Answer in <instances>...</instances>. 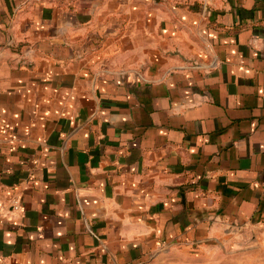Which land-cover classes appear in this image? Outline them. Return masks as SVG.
Instances as JSON below:
<instances>
[{"label":"crops","instance_id":"obj_1","mask_svg":"<svg viewBox=\"0 0 264 264\" xmlns=\"http://www.w3.org/2000/svg\"><path fill=\"white\" fill-rule=\"evenodd\" d=\"M263 185L264 0H0V264H231Z\"/></svg>","mask_w":264,"mask_h":264},{"label":"rangeland","instance_id":"obj_2","mask_svg":"<svg viewBox=\"0 0 264 264\" xmlns=\"http://www.w3.org/2000/svg\"><path fill=\"white\" fill-rule=\"evenodd\" d=\"M242 235L239 238V240L244 241L242 247L232 249V251L239 250V253L233 254V256L238 255L240 259H234L231 264H241V262L236 263V260H241L242 264H264V232L260 233L259 237L255 233L253 235Z\"/></svg>","mask_w":264,"mask_h":264},{"label":"built area","instance_id":"obj_3","mask_svg":"<svg viewBox=\"0 0 264 264\" xmlns=\"http://www.w3.org/2000/svg\"><path fill=\"white\" fill-rule=\"evenodd\" d=\"M263 187H264V185H263Z\"/></svg>","mask_w":264,"mask_h":264}]
</instances>
